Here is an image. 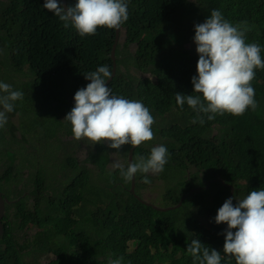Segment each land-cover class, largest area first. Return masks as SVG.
<instances>
[{
  "label": "trees",
  "instance_id": "1",
  "mask_svg": "<svg viewBox=\"0 0 264 264\" xmlns=\"http://www.w3.org/2000/svg\"><path fill=\"white\" fill-rule=\"evenodd\" d=\"M43 3L0 0V82L24 93L0 128V188L14 201L2 219L0 264H39L48 254L56 257L49 264H108L109 256L123 257L122 264H192L180 248L193 239L223 256L227 225L215 223L218 209L231 190V198L241 200L264 189V69H256L251 82L257 108L238 117H205L204 124H194L196 113L178 106L175 94L193 91L199 56L191 25L203 23L210 8L221 9L224 19L244 30L246 43L260 45L264 60V0H127L124 40L108 87L149 109L154 138L169 149L160 175H147L150 183L143 184L141 174L135 184V194L150 204L157 199L151 189L161 187L155 194L167 207L187 194L178 209L165 213L134 198L130 181L108 168L115 150L107 145L83 148L92 170L72 156L74 140L66 139L73 136L71 125L63 119L77 90L90 83L84 74L102 65L112 70L114 31L101 27L80 37ZM74 4L65 0L66 6ZM22 111L32 118L20 126ZM151 141L136 148L133 158L147 157ZM131 147L121 148L125 165ZM40 160L52 170L28 175Z\"/></svg>",
  "mask_w": 264,
  "mask_h": 264
},
{
  "label": "clouds",
  "instance_id": "2",
  "mask_svg": "<svg viewBox=\"0 0 264 264\" xmlns=\"http://www.w3.org/2000/svg\"><path fill=\"white\" fill-rule=\"evenodd\" d=\"M43 8L58 17L65 29L71 26L80 37L94 35L101 27L113 30V45L118 35L115 51L117 45L124 40L122 25L128 20L127 0H75L74 6L61 5L58 0H44ZM220 10L217 7L210 8L206 12L204 22V15L201 17L203 23L196 24V20L191 25L195 31L193 42L199 56L196 65L197 74L191 78L193 91L190 95L175 94V102L178 106L183 108L186 104L196 113L192 120L194 124L197 122L204 124L205 117L208 121L224 114L238 117L248 109L254 111L258 106L254 99L255 89L251 82L255 78V70L264 69L261 47L257 43H246L245 31L224 19ZM208 12L211 13L210 16ZM137 75L143 77V74ZM111 76L112 70L110 71L107 65L99 66L95 71L84 74V79L90 83L85 88L77 90L73 97L74 107L63 119L66 124L71 125L73 135L66 139L74 140L71 154L78 164L83 163L89 170L93 167L86 163L88 157L86 154L82 160L78 161L79 153L86 145L103 143L109 149L115 150L111 153L114 157V160L111 158V169L118 170L123 181H130L128 191L134 195V198L154 210V207H158L148 203L144 197H142L144 200L140 199L135 194L136 178L145 174L141 183L149 184L147 175L158 177L168 163L169 149L167 151L164 145L157 144L152 131L155 120L141 101L112 94L111 88L108 87L109 83L107 84ZM23 96L24 93L14 90L11 84L0 82V128L6 125L7 119L9 121L12 118L15 102L22 100ZM31 118V114L22 111L19 116L20 126L27 124ZM147 141H151L150 145L153 146L151 149L150 146L146 148L150 154L147 157L139 156L135 159L132 156L130 163L127 156V165H125L121 157L122 146L131 145L130 149L135 147V150ZM172 142L176 146L180 145L177 139H173ZM33 169L35 172L42 170L49 172L52 166L40 160L32 169L30 168L28 175L33 172ZM214 180L221 182L218 179ZM208 184L209 181L205 188H208ZM117 185L120 187L122 184ZM148 187L150 188L151 185ZM0 190L2 192L1 188ZM151 191V197H156L155 193L158 189ZM190 193L192 191L188 194ZM144 194L150 195L149 192ZM186 196L187 194L181 199L185 200ZM231 197L232 190L215 216L217 225H227L223 233L224 255L222 256L220 251L210 250L199 239H193L186 248L187 253L192 257V264H221L222 259L225 258L234 259L235 264H264V189L250 191L241 200ZM127 245L132 246L131 242ZM55 259L53 254H48L41 261L39 260V264H49ZM122 260L123 257L112 259L109 256L108 264H122Z\"/></svg>",
  "mask_w": 264,
  "mask_h": 264
},
{
  "label": "water",
  "instance_id": "3",
  "mask_svg": "<svg viewBox=\"0 0 264 264\" xmlns=\"http://www.w3.org/2000/svg\"><path fill=\"white\" fill-rule=\"evenodd\" d=\"M62 2V5L66 6L65 5V0H61ZM117 39H118V35H116V39H115V43L112 47V50H111V60H112V63H113V68H112V76L111 78L107 81V84L110 83V81L112 80L113 76H114V73H115V60H114V51H115V47H116V42H117ZM135 147H133L132 149H130L129 153H128V163L132 162V156H133V150H134ZM133 182V180H132ZM132 188V186H131ZM183 201V198L179 201V203L175 206V207H170V208H165V209H159V208H155L154 207V210L159 212V213H162V212H166V211H169V210H173V209H176V208H179L181 203ZM10 202L5 199L3 196H2V192L0 190V237L2 235V231H3V226H2V218L4 216V213H5V205L6 204H9Z\"/></svg>",
  "mask_w": 264,
  "mask_h": 264
},
{
  "label": "rangeland",
  "instance_id": "4",
  "mask_svg": "<svg viewBox=\"0 0 264 264\" xmlns=\"http://www.w3.org/2000/svg\"><path fill=\"white\" fill-rule=\"evenodd\" d=\"M136 77H138V78H142L143 79V77H141V76H138V75H136ZM92 147V146H91ZM84 156H85V153H84V151H83V149L80 151V153H79V156H78V161H80V160H82L83 158H84ZM112 160H114V157L112 156ZM112 164V163H111ZM111 164L109 165V169H111ZM54 170V169H53ZM55 171V170H54ZM150 189H151V187H150ZM158 189V188H157ZM160 189H161V187L158 189V192H160ZM151 190H153V189H151ZM145 199H147V197H144ZM154 198H157V199H155V200H151L150 202H152V205L153 206H156V207H158V208H161V209H164L165 207H167V204L166 203H164L163 201H162V199H160V198H158L157 196L156 197H154ZM31 234V233H30ZM191 242H188V241H185V242H183L182 244H181V251H182V254H184V255H187L188 253H187V251H186V248H187V245L188 244H190Z\"/></svg>",
  "mask_w": 264,
  "mask_h": 264
}]
</instances>
